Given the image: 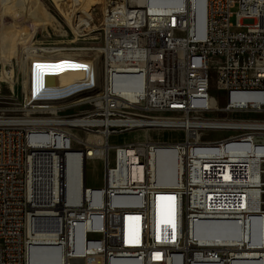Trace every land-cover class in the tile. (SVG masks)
Instances as JSON below:
<instances>
[{"label": "built area", "instance_id": "1", "mask_svg": "<svg viewBox=\"0 0 264 264\" xmlns=\"http://www.w3.org/2000/svg\"><path fill=\"white\" fill-rule=\"evenodd\" d=\"M97 1L101 67L15 59L32 73L20 106H0V264H264V0ZM138 130L180 137L110 144ZM160 150L174 153L162 181ZM160 196L174 203L158 238Z\"/></svg>", "mask_w": 264, "mask_h": 264}, {"label": "rangeland", "instance_id": "2", "mask_svg": "<svg viewBox=\"0 0 264 264\" xmlns=\"http://www.w3.org/2000/svg\"><path fill=\"white\" fill-rule=\"evenodd\" d=\"M28 1L32 2L33 4V15L37 10L38 5L44 7L47 15H43L41 18L40 14L37 13L38 15H36L34 19L35 30L29 35V38L26 42L19 45L17 49L18 51L21 50V47H25L26 45L50 51H55L57 49L56 51H60L63 54H67L72 57L77 55L85 59H96L99 67H101L102 58L99 57L97 52V49L102 45L100 39H98L99 23L102 13L101 5L95 7L94 9V22L91 23V27L87 30L89 32L86 34V37L79 38V36L75 35L72 29L66 25L67 23L65 22L64 18H67L65 11L68 12V9L65 7L66 4H64L62 0H27L25 4ZM8 13L12 14V11H8ZM6 20L10 23L9 18L5 17L4 19L3 17H0V30L4 29L5 25L8 24ZM232 21L234 22V19ZM17 50L15 51V54ZM15 54L10 57H0V102H2L0 103V106L10 108H17L22 103L26 92L25 84L28 80V72L31 71V66L27 69L16 65L14 58ZM48 56H52V54H49ZM11 62L14 67V75L16 76V79H18V81L14 79V87H12L11 83L2 77V73L10 71L8 64L11 66ZM211 74L213 80V87L211 91L212 96L219 101L220 106H224L226 101L223 99L222 93L216 89V73L212 72ZM17 75L19 78H17ZM31 91H34V84H31ZM81 110H88V108L85 106L80 110H75L74 112H79ZM147 134L149 136V140L153 141H167L169 139H178L180 137L179 133L162 130L147 131ZM147 134L144 132V130L118 134L110 140V144L119 145L146 140L145 138ZM224 137H227V134L215 132H205L203 134V138L207 140H219ZM86 174L87 186L100 188L104 185L105 168L102 161H88Z\"/></svg>", "mask_w": 264, "mask_h": 264}, {"label": "bare ground", "instance_id": "3", "mask_svg": "<svg viewBox=\"0 0 264 264\" xmlns=\"http://www.w3.org/2000/svg\"><path fill=\"white\" fill-rule=\"evenodd\" d=\"M26 1L27 0H0V17H3L4 19L5 17H7L10 19V23L6 20L8 24L5 25L4 29L0 30V57H10L13 54H15V51L18 49L19 45L26 42L29 38V35L35 30V22H34L35 16L40 14L42 18L43 15H47L44 7L41 5L37 6V10L36 11L34 10L35 12L33 15V12H32L33 4L30 1H28L25 4ZM62 1L64 4H66L65 7L68 9V12L65 11V13L67 14V18H64L65 22L67 23L66 25L67 27L72 29L75 35L79 36V34L83 33V29L81 27L84 21L89 19V23L94 22V11H95L94 9L95 7L99 5V1L97 0H78L76 2H73L72 0H62ZM38 3L40 4L39 1ZM8 11H12V14H9ZM203 30H204V21H201L199 24V33L202 34ZM91 31H94V30H91ZM21 48L30 49V51L33 53L32 54L33 58L72 57L67 54H63L60 51H56L57 49L55 51H50V50L41 49V48H34L33 46H30V45H26L25 47H21ZM18 52L19 51L17 50L15 57H14L15 59L17 58ZM49 54H52V56H48ZM39 55H42V56H39ZM8 66L10 67V71L2 73V77L5 78L8 82H10L11 86L14 87L15 85L14 79H16V76L14 75V67H13L12 62H11V66L9 64ZM30 66H31V71L28 72V79L30 77V74L32 73V65H27L26 67H23V68L28 69L30 68ZM39 67H49V60H39ZM36 72L37 71H35V76L41 78V81L43 79V76L48 75L47 74L48 71H44L46 72L45 74H39L43 71H38V73ZM54 76H57V75H54ZM50 77L52 79H49V81L52 80L53 82L54 81L63 82L66 79L75 80V73L66 72V76H62V78H57V77H52V76ZM17 78H19L18 75H17ZM16 80L18 81V79ZM27 84H28V80L25 84L26 90H27ZM34 91H38V84H34ZM144 132H146L147 134V131H144ZM145 139L146 140L149 139L148 134ZM173 155L174 153L170 150H160L157 153V156L154 159V163L156 165V162H157L158 166L153 167V169L155 171V175L159 178V181H162L161 180L162 177H164L173 167V163L167 161V158ZM105 156L107 157V154ZM182 172H183V164H182V160H180L178 161V165H177L176 182H179L182 180ZM176 182L172 184L175 185ZM173 200L174 198L160 196L155 201V223H156V233H157L158 238L161 235V230H166L168 227V224L171 223L169 219V213L172 210V205L174 203ZM44 203L46 202L44 201ZM42 213L43 215H45L47 212L44 211ZM51 234L52 233H40L39 236L40 237L49 236ZM249 257L254 258L255 256L253 255ZM119 262H124V260H119L118 263ZM243 264H250V263L247 261Z\"/></svg>", "mask_w": 264, "mask_h": 264}, {"label": "snow or ice", "instance_id": "4", "mask_svg": "<svg viewBox=\"0 0 264 264\" xmlns=\"http://www.w3.org/2000/svg\"><path fill=\"white\" fill-rule=\"evenodd\" d=\"M39 67V66H38Z\"/></svg>", "mask_w": 264, "mask_h": 264}]
</instances>
